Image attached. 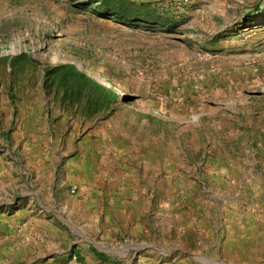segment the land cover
<instances>
[{"label": "rangeland", "instance_id": "1", "mask_svg": "<svg viewBox=\"0 0 264 264\" xmlns=\"http://www.w3.org/2000/svg\"><path fill=\"white\" fill-rule=\"evenodd\" d=\"M102 1L0 0V264H264V0Z\"/></svg>", "mask_w": 264, "mask_h": 264}, {"label": "trees", "instance_id": "2", "mask_svg": "<svg viewBox=\"0 0 264 264\" xmlns=\"http://www.w3.org/2000/svg\"><path fill=\"white\" fill-rule=\"evenodd\" d=\"M103 7L111 8L113 15L117 18L126 21L142 23L145 27L160 28L163 27L164 18L161 14L150 10L146 5H135L134 3L123 2L119 3L113 0H103Z\"/></svg>", "mask_w": 264, "mask_h": 264}, {"label": "crops", "instance_id": "3", "mask_svg": "<svg viewBox=\"0 0 264 264\" xmlns=\"http://www.w3.org/2000/svg\"><path fill=\"white\" fill-rule=\"evenodd\" d=\"M44 224L48 228V231L50 233H52L53 235H62V232L58 227H56L52 224H49L46 221H44ZM27 237H30V233L27 232L26 229H22L21 231H19V240L20 239H26ZM11 243H13V246H17V244L14 241H11ZM83 258H84L85 263L90 262L92 264H99L101 262V260L98 258V256H95V254L88 253L86 251L83 252Z\"/></svg>", "mask_w": 264, "mask_h": 264}, {"label": "built area", "instance_id": "4", "mask_svg": "<svg viewBox=\"0 0 264 264\" xmlns=\"http://www.w3.org/2000/svg\"><path fill=\"white\" fill-rule=\"evenodd\" d=\"M71 192L74 193L73 190H72ZM74 259H75V257H74ZM136 264H150V263H148V262H141V261H138Z\"/></svg>", "mask_w": 264, "mask_h": 264}, {"label": "bare ground", "instance_id": "5", "mask_svg": "<svg viewBox=\"0 0 264 264\" xmlns=\"http://www.w3.org/2000/svg\"><path fill=\"white\" fill-rule=\"evenodd\" d=\"M225 20V19H224ZM202 115V114H201Z\"/></svg>", "mask_w": 264, "mask_h": 264}]
</instances>
